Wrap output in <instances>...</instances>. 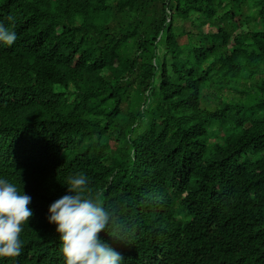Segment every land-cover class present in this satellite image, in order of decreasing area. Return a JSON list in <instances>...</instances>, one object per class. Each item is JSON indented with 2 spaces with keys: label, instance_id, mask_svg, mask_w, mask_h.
<instances>
[{
  "label": "trees",
  "instance_id": "trees-1",
  "mask_svg": "<svg viewBox=\"0 0 264 264\" xmlns=\"http://www.w3.org/2000/svg\"><path fill=\"white\" fill-rule=\"evenodd\" d=\"M0 23V174L36 208L0 264H65L42 211L79 173L121 264H264V0H0Z\"/></svg>",
  "mask_w": 264,
  "mask_h": 264
},
{
  "label": "clouds",
  "instance_id": "clouds-1",
  "mask_svg": "<svg viewBox=\"0 0 264 264\" xmlns=\"http://www.w3.org/2000/svg\"><path fill=\"white\" fill-rule=\"evenodd\" d=\"M16 39L15 31L0 23V47L2 42L11 46ZM66 185L69 194L50 204L49 215L42 211L58 243L62 242L65 264H121L122 255L99 235L115 223L114 213L91 196L88 178L83 173L69 176ZM33 199L30 191L21 192L14 183L0 176V258L14 259L21 254L22 232L36 216ZM109 235L119 239L115 232Z\"/></svg>",
  "mask_w": 264,
  "mask_h": 264
},
{
  "label": "bare ground",
  "instance_id": "bare-ground-1",
  "mask_svg": "<svg viewBox=\"0 0 264 264\" xmlns=\"http://www.w3.org/2000/svg\"><path fill=\"white\" fill-rule=\"evenodd\" d=\"M179 22H180V20H178ZM218 53H219V51H218ZM222 71L223 72H228V70H227V67H224V68H222ZM0 115L3 117V118H8V117H5L4 115H2L1 113H0ZM195 135H197V137H199L198 136V133H196L195 132ZM142 154V153H141ZM139 155V157H142V155L140 156V153L138 154ZM142 159V158H141ZM241 165V167H243L244 165L243 164H240ZM229 167V166H228ZM230 167H229V169L228 170H226V171H224V169H223V172H229L230 171ZM248 170H250L251 171V174H249V175H258V174H252V173H254L255 171H258V169H256L255 167H248L247 168ZM222 174H224V173H222ZM241 174V176L242 177H247L248 175H246L245 173H240ZM230 183L231 184H234L235 183V181L234 180H230ZM237 225H239V224H237ZM48 249H55V250H60V247H58V246H56V245H53V246H48Z\"/></svg>",
  "mask_w": 264,
  "mask_h": 264
},
{
  "label": "rangeland",
  "instance_id": "rangeland-1",
  "mask_svg": "<svg viewBox=\"0 0 264 264\" xmlns=\"http://www.w3.org/2000/svg\"><path fill=\"white\" fill-rule=\"evenodd\" d=\"M207 29H208V27H207ZM184 41H186L185 38H183V39L181 40V42H184ZM226 94H228V95H232L230 92H226ZM223 132H224V130L221 131V134H222ZM116 144H117V141L113 139V140L111 141V145H112L113 147H115ZM244 158H245V155H243V157L240 158V160L242 161V160H244Z\"/></svg>",
  "mask_w": 264,
  "mask_h": 264
},
{
  "label": "water",
  "instance_id": "water-1",
  "mask_svg": "<svg viewBox=\"0 0 264 264\" xmlns=\"http://www.w3.org/2000/svg\"><path fill=\"white\" fill-rule=\"evenodd\" d=\"M0 176H2V175L0 174Z\"/></svg>",
  "mask_w": 264,
  "mask_h": 264
}]
</instances>
